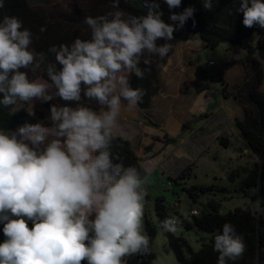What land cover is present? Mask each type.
<instances>
[{"label": "clouds", "instance_id": "obj_1", "mask_svg": "<svg viewBox=\"0 0 264 264\" xmlns=\"http://www.w3.org/2000/svg\"><path fill=\"white\" fill-rule=\"evenodd\" d=\"M124 3L135 6V0ZM163 3L171 11L182 0ZM238 3L243 25L264 29V0ZM203 4L213 6L212 0ZM146 6V13L135 14L121 0H110L108 10L84 17L87 38L52 44L47 53L32 47L38 37L20 17L0 11V105L31 107L56 97L76 102L51 104L49 125L0 128V264H128L131 257L151 253L143 219L153 170L126 165L114 142L122 111L145 95L131 78L143 80L154 57L169 56L174 31L190 18L195 25V9L172 12V24L162 18L158 0H146ZM22 69L47 79L30 78ZM82 94L99 110L81 103ZM158 227L176 234L182 222L168 216ZM246 248L236 226L223 223L213 242L216 264H237Z\"/></svg>", "mask_w": 264, "mask_h": 264}, {"label": "rangeland", "instance_id": "obj_2", "mask_svg": "<svg viewBox=\"0 0 264 264\" xmlns=\"http://www.w3.org/2000/svg\"><path fill=\"white\" fill-rule=\"evenodd\" d=\"M29 1L53 14H71L81 32L87 29L83 24L84 17L108 10L110 3L106 0ZM121 7L127 9V4L121 2ZM159 43L164 41L158 40ZM171 44L172 51L168 57L164 60L153 58L161 68V87L153 98L151 110L158 126L150 125L144 117V110L137 105L122 111L121 130L118 133L132 141L142 164L151 166L153 170L147 182L143 219V228L146 217L157 225L153 242L156 257L151 264H178L167 233L158 227L159 216L155 205L159 197L164 198L162 203L168 215L182 216L184 219H190V214H200L203 203L215 197L214 191L218 194L216 198L223 203L224 213L238 206L244 207L247 203L258 213L263 211L259 200L252 201L238 188L248 170L259 161L258 154L252 150L237 126V119H243L248 108L243 84L253 80L250 78L253 65L243 63L244 50H231L228 43L212 50L206 48L195 34L184 32ZM255 57L264 72V48H259ZM29 76L47 79L39 71H29ZM201 83L205 89L197 92L196 86ZM261 90L264 91V83ZM54 100L60 105L76 104L59 97ZM86 101L82 94L81 103L99 110L93 101ZM166 135L169 141H166ZM189 166L192 168L189 177L173 181L182 171L187 174ZM236 171L238 176L232 180L230 176ZM193 185H214L215 190L200 195L195 201L184 190ZM217 187H226L227 191H217ZM176 235L184 236L197 250L206 233L182 226Z\"/></svg>", "mask_w": 264, "mask_h": 264}, {"label": "trees", "instance_id": "obj_3", "mask_svg": "<svg viewBox=\"0 0 264 264\" xmlns=\"http://www.w3.org/2000/svg\"><path fill=\"white\" fill-rule=\"evenodd\" d=\"M158 2L163 11L162 18L172 24L176 23L170 20L172 12L180 13L188 6L195 9V25H193V19L190 18L183 28L174 31V39L180 37L184 32L195 34L205 43L206 48L212 50L220 44L228 43L231 50L235 48L244 50L243 63L250 62L253 65V72L250 74V78L253 80L249 82L247 80L243 84L246 89L248 108H246L244 118L237 119V126L252 150L258 154L259 161L255 162L254 166L248 170L238 188L252 201L259 200L263 208V211L258 213L250 203H247L244 207L238 206L224 213L222 212V201L216 198L218 194L214 191V185H193L184 188L195 201H198L200 195L214 191L215 197H210L203 203L200 214H190V219L179 216L183 227L186 229L195 228L206 233V235L202 237L201 246L197 250L193 249L182 235L167 233L169 244L174 251L178 264H216L218 253L213 251L214 237L221 230L223 223L231 222L242 234L247 245L246 253L237 264H264V91L261 90L264 83V72L261 70L260 61L255 57L258 49L264 48V29L259 27L248 28L243 25V14L237 11L238 0H212L211 9L204 7L203 0H182L181 6L171 11L163 3V0H158ZM127 9L135 14L146 13V0H135V6L129 7L127 5ZM0 11H6L20 17L24 26L33 31L38 38L34 39L32 47L37 52L47 53L50 45L70 43L77 36L87 38L86 29L81 32L71 14H53L44 8L32 5L29 0H5V8ZM41 26L46 27V31L43 33L39 31ZM47 58L53 59L51 55H48ZM141 66L143 67V64ZM160 75V65L153 60L151 71L145 74L143 80H138L135 76L131 78L134 87L139 86L145 90L143 101L138 105L144 110V117L148 123L154 126H158V124L154 122L151 110L153 98L161 87ZM204 89L205 86L202 83L196 86L197 92H202ZM86 103H89V100ZM93 103L97 105L95 101ZM51 104L58 103L53 99L47 103L33 101L31 107L27 104L8 107L0 105V128L14 130L24 123L37 122L49 125L51 123L48 119ZM185 126L186 124H184ZM169 140L170 138L166 135V141ZM114 143V151L120 155L126 165L142 164V160L129 138L118 134V139ZM191 170L192 168L189 166V170L186 171L187 174L182 171L173 178V181L178 182V179L182 177L186 179ZM237 173L238 171L232 172L230 176L232 180L238 176ZM216 190L226 192L227 188L217 187ZM163 201L164 198L159 197L155 205L159 222L170 216L166 213ZM31 226L29 223V227ZM144 231L150 237L151 253L131 257L128 264H151L156 257L153 242L157 235V225L148 217L145 218ZM3 239V233L0 231V241ZM82 264L85 262L82 261Z\"/></svg>", "mask_w": 264, "mask_h": 264}, {"label": "crops", "instance_id": "obj_4", "mask_svg": "<svg viewBox=\"0 0 264 264\" xmlns=\"http://www.w3.org/2000/svg\"><path fill=\"white\" fill-rule=\"evenodd\" d=\"M200 39V38H199ZM140 107V106H139Z\"/></svg>", "mask_w": 264, "mask_h": 264}]
</instances>
